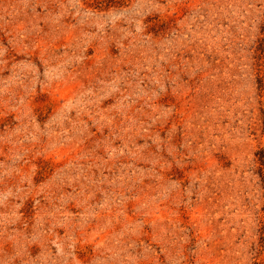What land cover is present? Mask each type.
Here are the masks:
<instances>
[{
  "label": "rangeland",
  "instance_id": "obj_1",
  "mask_svg": "<svg viewBox=\"0 0 264 264\" xmlns=\"http://www.w3.org/2000/svg\"><path fill=\"white\" fill-rule=\"evenodd\" d=\"M0 264H264V0H0Z\"/></svg>",
  "mask_w": 264,
  "mask_h": 264
}]
</instances>
